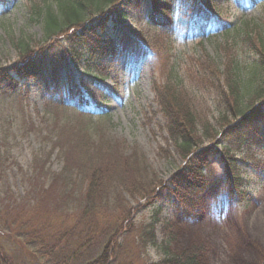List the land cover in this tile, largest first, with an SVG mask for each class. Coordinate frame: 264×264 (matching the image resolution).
Returning <instances> with one entry per match:
<instances>
[{
    "label": "rangeland",
    "instance_id": "obj_1",
    "mask_svg": "<svg viewBox=\"0 0 264 264\" xmlns=\"http://www.w3.org/2000/svg\"><path fill=\"white\" fill-rule=\"evenodd\" d=\"M36 2L56 6L55 0H0V68L17 63V38L27 37L34 45L47 43L43 40L44 18L30 8ZM170 3L171 19L160 12V19L154 21L148 18L151 0H120L126 18L109 21L103 36L122 38L115 49L99 55L94 73L86 54L81 62L66 60L55 81L59 89L49 72H44L22 79L15 90L0 92L1 195L18 202L29 197L33 205L36 198L29 194L28 177L36 159L41 162L49 157L48 169L60 172L65 161L59 147H54L58 136L79 140L87 135L97 145L112 146V153L136 150L150 167L148 183H156L152 194L132 196L125 191L136 225L143 218L150 219L152 207L157 205L161 211L155 234L172 249L184 250L195 243L202 264H264V148L252 142L232 153L243 175L244 196L234 194L226 161L217 152L210 157V184L193 195L190 206L177 204L167 185L188 160L168 138V120L158 100L159 91L169 84L191 85L186 72L198 69L200 57H209L224 68L228 53H239L247 64L245 72L252 71L257 54L245 53L244 43L248 42L242 33L246 30L255 46L264 39V0H215L213 12L204 11L197 0ZM226 28H230L229 34L223 32ZM47 44L36 46L35 55L44 50L45 56L54 55L57 49ZM83 80L94 87L96 95L105 93L107 113L82 111L72 99L69 86ZM189 91L207 112L210 131L223 129L215 99L209 95L204 104L201 90ZM198 136L204 139L200 132ZM220 137L214 141L205 137L203 145L214 144L220 149ZM77 179L81 186L82 175ZM133 234L128 239L131 250L136 246ZM6 246L18 258V247ZM145 251L135 264L159 257L154 246Z\"/></svg>",
    "mask_w": 264,
    "mask_h": 264
},
{
    "label": "trees",
    "instance_id": "obj_2",
    "mask_svg": "<svg viewBox=\"0 0 264 264\" xmlns=\"http://www.w3.org/2000/svg\"><path fill=\"white\" fill-rule=\"evenodd\" d=\"M198 1L211 10L217 6L215 0ZM170 2L152 0L150 20L158 21L160 12L171 19ZM55 3L56 6L53 3L41 6L36 2L30 8L44 18L43 40L57 51L50 57L45 56V50L36 56V46L47 43L34 45L27 37L17 38L14 45L19 59L11 68H0V92L15 90L22 79L44 72H49L59 89L55 81L68 58L81 62L87 54L93 67L104 50L116 48L117 38L105 39L103 32L109 28V19L126 18V12L119 7L120 0H55ZM229 30L224 29L225 34ZM242 38L248 42L244 43L245 53L257 54L252 71L245 72L247 64L239 53H228L224 68L209 57H200L198 69L186 72L191 81L189 87L169 84L163 92L159 91L158 100L168 120V138L188 160L167 185L177 204L184 207L190 206L193 195L210 184V157L217 152L226 161L234 194L243 195L246 192L242 187L243 175L232 153L252 142L264 148V39L255 46L249 42L246 30ZM91 71L94 73V67ZM88 85L83 80L69 86L72 98L78 99L83 109L107 113L105 93L98 89L100 94L96 95L94 87ZM189 88L203 92L204 104L209 95L215 99L223 129L210 131V118ZM219 134L220 149L214 144L203 145L205 137L214 141ZM57 140L54 147H59L64 168L51 172L47 167L49 157L41 162L36 159L28 177L29 194L36 198L33 205L29 197L18 202L2 196L0 190V264H135L149 246L157 249L159 257L141 264H202L197 244L177 251L165 240H158L154 226L160 220L157 217L161 208L157 205L152 207L150 219L143 218L136 225L125 191L132 196L150 195L156 184L148 183L150 167L136 150L125 154L116 149L112 153V146L108 149L99 144L95 149L97 142L87 135L79 140H64L62 134ZM1 164L0 159V167ZM77 175L83 177L81 186ZM130 233L136 239L134 253L128 240ZM7 243L18 247L15 251L18 258L9 251Z\"/></svg>",
    "mask_w": 264,
    "mask_h": 264
}]
</instances>
